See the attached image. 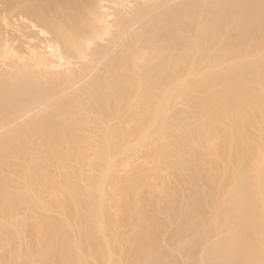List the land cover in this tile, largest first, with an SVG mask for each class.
<instances>
[{"label":"bare ground","instance_id":"6f19581e","mask_svg":"<svg viewBox=\"0 0 264 264\" xmlns=\"http://www.w3.org/2000/svg\"><path fill=\"white\" fill-rule=\"evenodd\" d=\"M0 264H264V0H0Z\"/></svg>","mask_w":264,"mask_h":264}]
</instances>
